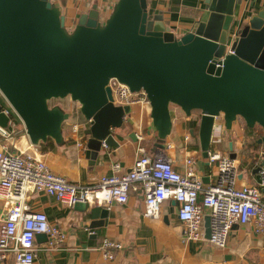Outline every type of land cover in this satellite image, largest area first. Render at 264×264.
Here are the masks:
<instances>
[{
  "label": "water",
  "instance_id": "obj_1",
  "mask_svg": "<svg viewBox=\"0 0 264 264\" xmlns=\"http://www.w3.org/2000/svg\"><path fill=\"white\" fill-rule=\"evenodd\" d=\"M236 2L204 0L201 18L176 36L157 17L150 18L146 0H117L105 20L94 5L72 29L52 0H0V92L33 145L47 138L62 142L69 113L48 101L69 96L89 120L83 133L90 165L102 147L118 146L114 132L131 111L129 105L114 104L111 78L132 92L146 93L159 142L155 151L171 131L170 104L187 116L198 113L204 156L212 136L229 133L237 120L249 128L258 125L262 159L253 173L259 183L264 165V6L229 36ZM217 119L220 130L215 129ZM8 121L0 104V128ZM74 207L85 211L87 204ZM204 237H210L209 215H204Z\"/></svg>",
  "mask_w": 264,
  "mask_h": 264
},
{
  "label": "crops",
  "instance_id": "obj_2",
  "mask_svg": "<svg viewBox=\"0 0 264 264\" xmlns=\"http://www.w3.org/2000/svg\"><path fill=\"white\" fill-rule=\"evenodd\" d=\"M52 1L59 6L69 29L94 5L100 19L105 20L115 3L113 0ZM146 1L150 18L157 17L160 24L169 27L176 36L188 32L206 10L204 0ZM263 6L264 0H237L229 36L237 34L238 29ZM72 103L67 96L64 103L61 101L57 105L67 112L73 106ZM0 104L2 110L9 111L8 125L2 128L9 135L0 134V146H5L11 152L37 153L53 172L75 184H89L102 174L112 173L114 163L120 165L118 173L122 174L132 167L138 146L153 153L155 144L159 143L152 126L149 104L136 103L130 106L131 111L121 128L114 132L118 146L109 149L102 147L95 163L90 165L85 154L83 133L88 127L86 121H64L62 142L59 144L47 138L33 145L23 122L12 111L1 92ZM169 109L172 127L169 135L160 142L162 148L159 150L169 158L178 172H183L186 158H194V170L203 183L213 182L217 165L209 162L200 149L198 113L192 111L187 116L174 104H170ZM72 123L80 126L76 135L72 134ZM136 134L141 135L142 139L138 140ZM261 135L260 126L249 128L242 120H237L229 133H217L211 138L210 150L228 156L234 154L238 166V185L258 184L253 169L262 159V148L256 143ZM78 139L83 142L82 146L77 145ZM260 191L264 197V188H260ZM26 203L30 211L44 212L49 224L64 234L63 241L52 248L47 247L49 237L46 240L45 234L35 238L37 250L33 264H264V232H256L253 224H235L223 248L213 246L207 240L186 241L185 224L178 216L179 204L172 199L166 200L159 208L158 218H146L143 216L144 204L140 190H130L126 203H112L108 207L87 205L85 211L59 202L44 192L30 193ZM203 212L208 215V210ZM3 213L0 202V215L3 216ZM104 238L122 243V248L115 252L113 259L105 258L98 249ZM7 262L13 263L12 255L8 256Z\"/></svg>",
  "mask_w": 264,
  "mask_h": 264
},
{
  "label": "built area",
  "instance_id": "obj_3",
  "mask_svg": "<svg viewBox=\"0 0 264 264\" xmlns=\"http://www.w3.org/2000/svg\"><path fill=\"white\" fill-rule=\"evenodd\" d=\"M108 86L116 105L149 104L143 90L132 92L115 78L109 79ZM4 112L9 115L8 110ZM127 115H123V121ZM217 120L215 129L220 130L223 125ZM70 128L76 135L80 126L72 123ZM0 134L9 135L2 128ZM136 137L142 139L141 135L136 134ZM76 143L83 145L80 139ZM207 159L216 163L217 175L213 182L204 184L194 170V158H186L183 172H178L162 151L149 153L138 146L128 171L119 174L120 165L114 163L112 173L102 174L95 181L82 185L53 172L37 153L11 152L0 146V202L4 212L0 215V264H9V255H12V264H33L36 234L48 235V248L64 239V234L49 224L44 212L29 210L26 200L33 192H44L69 206L85 203L108 207L112 203H126L130 190H140L143 216L152 219L158 218L161 204L172 199L179 204L178 216L185 224L184 239L207 240L219 248L226 246L235 224L251 223L256 232L263 233L264 197L260 188H264V165L259 171L257 185H238V166L234 158L209 149ZM205 209L210 218L209 238L204 237ZM121 248V242L104 238L98 249L105 258L113 259Z\"/></svg>",
  "mask_w": 264,
  "mask_h": 264
},
{
  "label": "rangeland",
  "instance_id": "obj_4",
  "mask_svg": "<svg viewBox=\"0 0 264 264\" xmlns=\"http://www.w3.org/2000/svg\"><path fill=\"white\" fill-rule=\"evenodd\" d=\"M61 101H62V103H64V98L63 99H60V98L51 99V100L48 101V103H49V105H53V104H55V103L57 104V103H59ZM72 104H73V106L69 107V109H67V112L69 113V118L68 119L72 120V121H75V122H79V123L82 122L83 123L85 121V118L80 113L79 108L77 107L78 106L77 103L73 101Z\"/></svg>",
  "mask_w": 264,
  "mask_h": 264
}]
</instances>
